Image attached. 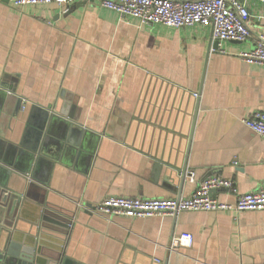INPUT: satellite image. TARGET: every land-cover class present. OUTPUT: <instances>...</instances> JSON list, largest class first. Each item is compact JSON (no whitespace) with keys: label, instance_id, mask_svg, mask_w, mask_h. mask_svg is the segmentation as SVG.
I'll return each instance as SVG.
<instances>
[{"label":"crops","instance_id":"obj_1","mask_svg":"<svg viewBox=\"0 0 264 264\" xmlns=\"http://www.w3.org/2000/svg\"><path fill=\"white\" fill-rule=\"evenodd\" d=\"M246 3L253 35L219 47L208 25L123 19L93 0L68 10L0 0V82L22 98L15 116L17 99L3 103L0 129L19 141L38 102L62 105L94 132L75 142L56 138L50 147L60 148L58 157L40 178L22 175L24 241L37 236L49 255L64 246L80 264H264V210L109 220L78 204L112 194L188 196L213 174L234 180L240 192L264 186V138L243 121L264 110V65L239 56L264 31V2ZM184 168L196 171L194 182L181 183ZM212 194L235 201L227 188ZM40 208L70 225L44 219ZM35 220L45 225L39 232ZM181 232L192 233L193 244L171 248Z\"/></svg>","mask_w":264,"mask_h":264},{"label":"built area","instance_id":"obj_2","mask_svg":"<svg viewBox=\"0 0 264 264\" xmlns=\"http://www.w3.org/2000/svg\"><path fill=\"white\" fill-rule=\"evenodd\" d=\"M16 5L57 3L68 6L76 0H10ZM99 5L116 10L120 17L138 18L141 22L162 23L167 26L201 24L210 26L212 41H247L253 35L249 26L250 11L246 0H93ZM264 2V0H261ZM239 56L249 63L264 65V31L256 33L252 49H241ZM198 95V92H194ZM27 101L26 98H23ZM25 106V105H23ZM244 123L264 138V110L254 109L243 118ZM191 181L196 180L194 169L186 170ZM216 188H227L235 194V201L220 200L212 194ZM79 205L106 216L152 217L176 216L185 210H264V186L240 192L234 180L220 174L209 175L201 180L195 191L188 196L137 197L107 195L89 207L79 201ZM193 234L181 232L173 237L171 248L189 247L193 244Z\"/></svg>","mask_w":264,"mask_h":264},{"label":"water","instance_id":"obj_3","mask_svg":"<svg viewBox=\"0 0 264 264\" xmlns=\"http://www.w3.org/2000/svg\"><path fill=\"white\" fill-rule=\"evenodd\" d=\"M14 92L15 89L9 83L0 82V109L7 98L17 99L18 104L10 112L12 116L17 115L22 99ZM87 133L94 132L84 126L72 111L66 110L62 105H42L38 102H31L24 132L19 141L9 139L5 130L0 129V264H80L64 254V246L58 254L49 255L42 247L39 250L41 241L37 236L33 243L24 241L22 234L27 230L20 224L19 210L22 205V193L26 188H19V180H22V175L27 172H30L33 178H40L43 165L57 159L60 148L50 147L56 138L59 139L58 143L75 142ZM180 176L183 183L187 177L185 168L181 170ZM24 180L28 181L27 178ZM43 212L44 215L40 208L44 219L53 220L60 226L70 225L61 219L48 217L49 211L46 208ZM37 222L39 220L33 221L34 224ZM42 226H45L42 222L37 223L36 230L39 232Z\"/></svg>","mask_w":264,"mask_h":264}]
</instances>
